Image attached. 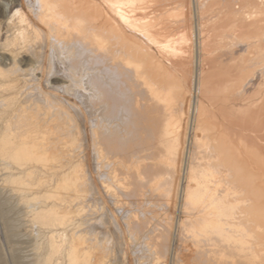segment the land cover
<instances>
[{
    "label": "bare ground",
    "instance_id": "bare-ground-1",
    "mask_svg": "<svg viewBox=\"0 0 264 264\" xmlns=\"http://www.w3.org/2000/svg\"><path fill=\"white\" fill-rule=\"evenodd\" d=\"M105 4L0 0V264H264V0Z\"/></svg>",
    "mask_w": 264,
    "mask_h": 264
},
{
    "label": "rangeland",
    "instance_id": "rangeland-1",
    "mask_svg": "<svg viewBox=\"0 0 264 264\" xmlns=\"http://www.w3.org/2000/svg\"><path fill=\"white\" fill-rule=\"evenodd\" d=\"M85 1H89V2H91L93 4L98 5V8L100 10H102V11L107 9V5L105 4V0H85ZM139 1L150 2L151 0H139ZM6 30H7V28L4 27L3 30H2L0 38L4 39V37L6 35ZM11 31L12 30H10V32ZM10 32H8L7 34H9ZM184 33L186 35H188V40H186L185 38L178 39L174 43V46L176 45L175 46L176 50L172 51V54L175 55V60L178 61L176 66H179V65L183 64L184 61L191 60V58H192V57H190L191 53L189 51L191 49L189 47V45H190L189 39L191 38V36L194 35V33L196 34V31H194L193 28H187V29L184 30ZM203 38L206 39L207 41H206V44H205L206 52L204 54H202V55L205 58V60H209L210 59L209 60V62H210L211 58L215 55V52H216V49H215L216 48V40L218 38H217V35H216V33L214 31H211V32L207 33L205 36H203ZM176 72H177V74H179L178 69H177ZM204 102H205V104L207 106V108H206L207 113H211L213 111L211 106L207 103L206 99H204Z\"/></svg>",
    "mask_w": 264,
    "mask_h": 264
}]
</instances>
